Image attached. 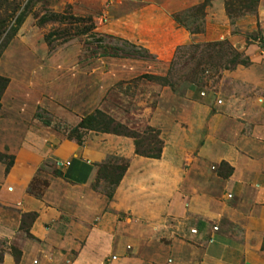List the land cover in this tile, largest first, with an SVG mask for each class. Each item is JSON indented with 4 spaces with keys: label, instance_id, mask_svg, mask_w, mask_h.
<instances>
[{
    "label": "rangeland",
    "instance_id": "374dc122",
    "mask_svg": "<svg viewBox=\"0 0 264 264\" xmlns=\"http://www.w3.org/2000/svg\"><path fill=\"white\" fill-rule=\"evenodd\" d=\"M203 3L21 0L23 21L8 46H0V76L9 79L1 96L0 152L13 160L8 173V159L0 165L9 174L16 155L10 148L25 149L16 165L30 171L25 193L32 210L20 204L24 195L12 182L16 174L9 176L10 183L0 181V264H93L96 253L103 254L101 264H119L128 255L129 242L123 240L120 250L109 241L113 218L107 214V224L103 218L101 229L91 233L85 261V223L44 203L48 178L62 175L68 165L69 155L59 152L69 140L76 144V156L94 165L90 187L103 196L110 188L104 176L116 175L115 166L125 160L129 166L127 148H133L131 156L144 157L135 154L127 135L73 128L94 109L145 133L139 139L144 146L154 147L156 140L146 138L159 131L163 146L171 148L168 154H176V143L180 149L193 146L191 157L208 141L233 145L234 140L263 139L264 0L232 18L224 0ZM56 13L63 17L37 24L41 15ZM49 31L56 35L50 48L43 38ZM71 135L80 136L82 144ZM221 161L212 162L217 173L227 170ZM51 192L52 199L59 198ZM105 211L127 217L110 205ZM158 251L163 260L165 249Z\"/></svg>",
    "mask_w": 264,
    "mask_h": 264
},
{
    "label": "crops",
    "instance_id": "0c3cea01",
    "mask_svg": "<svg viewBox=\"0 0 264 264\" xmlns=\"http://www.w3.org/2000/svg\"><path fill=\"white\" fill-rule=\"evenodd\" d=\"M177 33L184 36L180 30ZM198 120L194 113L193 122ZM73 143L69 140L60 148L59 154L69 155L68 165L62 175L48 178L43 198L57 214L60 210L85 223V261L91 233L101 229L103 218L107 224L110 214L109 241L120 250L124 241L132 245L119 264H264V136L257 141L234 140L233 145L208 141L195 148L191 157L187 153L193 146L180 149L179 143L172 148L176 154H168L171 148L164 145L154 159L131 156L133 148H127L125 154L131 161L111 198L91 189L94 165L76 156ZM9 151L16 154L15 164L7 175L0 165V181L10 183L11 174H16L12 182L17 181L24 195L20 204L32 210L27 200L30 171L16 165L18 158L24 159L25 149L19 146ZM135 160L146 165L134 167ZM221 160L232 168L228 177L212 168L213 161ZM51 191L59 198L52 199ZM107 205L127 217H114L113 212L105 211ZM40 208L34 207L36 211ZM161 248L166 251L163 260L157 258ZM102 255L94 254L93 264H101Z\"/></svg>",
    "mask_w": 264,
    "mask_h": 264
},
{
    "label": "trees",
    "instance_id": "16d2710c",
    "mask_svg": "<svg viewBox=\"0 0 264 264\" xmlns=\"http://www.w3.org/2000/svg\"><path fill=\"white\" fill-rule=\"evenodd\" d=\"M208 1L209 0H204L202 6L205 5ZM258 1L259 0H224V6L226 12L228 13V17L232 18V15L235 14L236 11L249 12L251 10H254L258 4ZM20 3L21 0H0V37L3 36L0 41V46L2 47V50H4L8 46L10 40L15 36L20 24L23 21L24 14L20 12L21 10H19ZM59 17L61 18L63 17V15L58 13L46 15L44 14L37 19V24L43 26L46 22L56 20ZM173 17L175 20H177L176 16L173 15ZM78 19L82 21L85 20V18L82 17H78ZM55 36L56 35L54 31H49L43 36L44 41L46 42L49 48L51 46L50 43L51 41H53V38H56ZM164 82L169 83L167 79H164ZM8 83L9 79L7 77L0 76V107L1 96L4 90L6 89ZM73 128H80L83 130L100 133L111 132L116 134L127 135L128 137L133 139L135 154L144 156L146 158L154 159L159 157L163 147V141L158 137L159 131L154 129V135L152 134L149 138H146L148 141L151 140L152 143L154 140H156V145L153 147L148 143L147 146H144V144H141L139 139L144 138L143 134L145 133H139L135 130L129 129L127 125L115 120L113 117H111L107 113H104L103 111H100L99 109H94L93 112L85 115L76 123L75 126H73ZM71 136H68V138H74L77 143L82 144L80 136ZM5 158L8 159V163H5V173H8L9 168L13 163L12 156H8L0 152V161L3 162V159ZM221 164H223V166H225L227 170L225 172L219 171L218 174L223 177H228L231 174L232 168L224 161H221ZM127 166L128 163L125 160L123 164L115 166L119 170L116 175L112 177L108 175L104 176L110 183V188L104 193L106 197L111 198L114 189L119 183ZM56 175H61V172L57 173ZM262 247L264 248V241Z\"/></svg>",
    "mask_w": 264,
    "mask_h": 264
},
{
    "label": "built area",
    "instance_id": "2783aa9c",
    "mask_svg": "<svg viewBox=\"0 0 264 264\" xmlns=\"http://www.w3.org/2000/svg\"><path fill=\"white\" fill-rule=\"evenodd\" d=\"M60 163H62V162L59 161V164H60ZM67 163H68V162H67ZM213 228H214V229H217V226H216V225H213ZM190 231H191L192 233H196V229H195V228L190 229ZM111 257H112V258H115V255H112Z\"/></svg>",
    "mask_w": 264,
    "mask_h": 264
}]
</instances>
